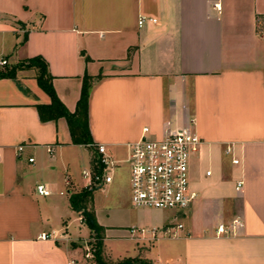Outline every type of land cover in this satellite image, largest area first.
I'll return each mask as SVG.
<instances>
[{
    "label": "crops",
    "instance_id": "obj_1",
    "mask_svg": "<svg viewBox=\"0 0 264 264\" xmlns=\"http://www.w3.org/2000/svg\"><path fill=\"white\" fill-rule=\"evenodd\" d=\"M262 24L264 0H0V60L43 57L71 112L85 74L101 76L89 128L118 163L113 181L89 203L104 242L132 240L131 258L153 264H264ZM37 74L32 68L19 70L17 80L0 78V264H96L88 248L95 238L71 204L94 150L73 142L65 117L41 120L38 105L51 98ZM186 126L203 144L190 166L196 199L172 213L181 217L95 204L99 191L118 193V155L129 158L144 127L162 136ZM40 184L50 196L38 193ZM236 219L241 229L217 235L221 223Z\"/></svg>",
    "mask_w": 264,
    "mask_h": 264
},
{
    "label": "built area",
    "instance_id": "obj_2",
    "mask_svg": "<svg viewBox=\"0 0 264 264\" xmlns=\"http://www.w3.org/2000/svg\"><path fill=\"white\" fill-rule=\"evenodd\" d=\"M145 22L146 18L142 17L140 25ZM7 63V60L1 59L0 67ZM202 144L203 141L193 126L167 130L162 136H155L150 127H144L141 137L129 145L132 203L139 208L155 210L180 211L188 208L196 199V193L191 188V161ZM89 146L94 150L96 161L82 172V178L86 181L84 188L100 189L113 181L112 173L118 163L108 154L107 145L93 143ZM24 148L21 145L19 151L22 152ZM231 151L229 148L228 152ZM233 163L239 164V160L234 159ZM66 183L71 186L70 180ZM242 186L243 182L240 181L236 189L240 191ZM37 191L42 196L51 195V191L44 184L38 185ZM242 227L241 219L234 220L230 225L221 223L217 228V235H231ZM144 232L145 229L131 230L133 235ZM49 237L43 235L44 239Z\"/></svg>",
    "mask_w": 264,
    "mask_h": 264
},
{
    "label": "trees",
    "instance_id": "obj_3",
    "mask_svg": "<svg viewBox=\"0 0 264 264\" xmlns=\"http://www.w3.org/2000/svg\"><path fill=\"white\" fill-rule=\"evenodd\" d=\"M27 37L22 41L24 43ZM87 60H90L87 58ZM38 70L37 81L40 87L50 96L51 103L48 105H38L41 120L43 122L58 120L65 117L69 123L73 142L75 144L90 145L94 143L89 128V100L94 83L101 79V76L92 77L87 73L83 79V87L81 98L78 103L77 110L71 112L67 106L59 98L54 85L53 76L50 74L49 66L46 60L41 56L26 59L17 65H5L0 67V78H12L17 80L19 70L32 69ZM20 88L22 85L18 82ZM96 161L94 156L93 162ZM92 162V163H93ZM97 189H84L71 196V204L75 211L83 216L85 223L88 224L92 231V235L96 240L94 250L95 261L97 264H153L150 260L140 257L127 258L120 263L107 262L102 255L104 243V228L98 223L95 214L89 210V203L93 198V193Z\"/></svg>",
    "mask_w": 264,
    "mask_h": 264
},
{
    "label": "rangeland",
    "instance_id": "obj_4",
    "mask_svg": "<svg viewBox=\"0 0 264 264\" xmlns=\"http://www.w3.org/2000/svg\"><path fill=\"white\" fill-rule=\"evenodd\" d=\"M260 30L262 34L264 35V24L261 25ZM119 158L123 159L121 166H119V172L118 176L120 179V187L118 190V193L115 191L114 193L110 192L108 188L103 191H99L95 195V204L97 206H102L103 208H108L109 206H115L114 204L116 201L123 202L124 205H128L134 209H142L139 207H136L133 203L131 198L129 199V195L127 196V188L128 183L130 182V172H129V158H126V153L120 152L118 155ZM77 174V173H76ZM79 174H82L81 171H79ZM77 176V175H76ZM81 177V178H80ZM82 180V176H78ZM86 188H77V190H84ZM145 209V208H143ZM155 210V209H152ZM165 212L166 214L163 215V217L167 218H173V217H181L179 215H173V211L170 210H160ZM86 227L89 228L88 224L86 223ZM96 240H90L89 241V249L90 252L93 254L92 258L94 262L95 255L94 250L96 247ZM135 242L129 239H107L106 242L103 243V258L107 262L111 263H120L124 261L127 258H130L134 256L135 253ZM97 264V263H96Z\"/></svg>",
    "mask_w": 264,
    "mask_h": 264
}]
</instances>
